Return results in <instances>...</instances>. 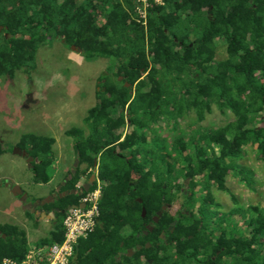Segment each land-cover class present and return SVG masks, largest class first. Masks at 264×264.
I'll use <instances>...</instances> for the list:
<instances>
[{
    "label": "trees",
    "instance_id": "16d2710c",
    "mask_svg": "<svg viewBox=\"0 0 264 264\" xmlns=\"http://www.w3.org/2000/svg\"><path fill=\"white\" fill-rule=\"evenodd\" d=\"M0 25L10 33L0 35V77L32 69L39 45L55 38L87 60H111L97 105L83 120L89 133L65 132L75 139L78 166L60 189L69 193L40 206L56 224L36 246L63 241V211L78 206L98 179L99 222L78 241L72 264H264V206L219 212L211 192H228L230 172L247 179L235 163L245 147L253 146L264 161V0H162L148 8L145 24L131 0H0ZM218 43L226 58L215 61ZM212 105L233 119L198 129V138L176 137L170 150L153 134L162 119L168 125L190 111L202 122ZM54 143L26 134L17 144L31 157L35 183L51 178ZM96 167L85 191L81 181L87 183ZM186 178V212L162 211ZM28 249L23 228L0 224V262L21 260Z\"/></svg>",
    "mask_w": 264,
    "mask_h": 264
},
{
    "label": "rangeland",
    "instance_id": "374dc122",
    "mask_svg": "<svg viewBox=\"0 0 264 264\" xmlns=\"http://www.w3.org/2000/svg\"><path fill=\"white\" fill-rule=\"evenodd\" d=\"M224 58L225 46L218 43L215 47L214 60L220 61ZM110 62L111 60L104 58L87 60L77 53L75 48H68L56 38L39 45L32 69L16 70L11 78L0 77V149H7L14 155V151L16 153L18 150L16 144L26 134L53 138L56 144L53 146L51 165L56 166L54 157L57 156V146L62 145V151L70 152L71 146L74 145L75 139L65 132L80 129L84 130L85 134L89 133L83 120L88 111L97 105L96 91L104 81L102 78L106 76L105 71ZM119 81H122V77ZM232 119L233 115L230 112L222 113L212 105L211 112L205 114L202 122H196L195 113L190 111L177 121L170 118L168 125L162 119L159 122L160 127L154 125L153 134L162 139L170 150V144L176 137L183 136L185 140H189L190 137L198 138L194 134L198 129L218 128ZM147 135V139L151 140L152 133L149 132ZM200 140L202 144H208L207 139ZM244 149L243 157L235 163L244 168L243 173L247 179L243 182L240 176L230 172L226 177L228 192L214 188L211 190L215 203L219 205L216 209L219 212H228L237 205L264 206V161L257 155L253 146ZM172 155L175 156V153L172 152ZM10 160L11 157L0 156V171L10 170ZM50 172L52 173V169ZM26 174L27 178H20L23 182L21 190L28 194V200L32 199L33 193L46 195L44 198H47L56 182L50 186H33L30 184L32 174L30 172ZM138 177L137 174H131L134 181ZM184 180H180V183ZM186 185H189V181ZM199 190L200 186H197L194 192L198 194ZM184 191L188 192L186 188ZM185 192L178 193L176 200L171 204L172 214L182 208ZM7 205V200L0 198V208L5 209ZM183 212L185 213L186 209L183 208ZM4 219L0 218V223L5 222Z\"/></svg>",
    "mask_w": 264,
    "mask_h": 264
},
{
    "label": "crops",
    "instance_id": "0c3cea01",
    "mask_svg": "<svg viewBox=\"0 0 264 264\" xmlns=\"http://www.w3.org/2000/svg\"><path fill=\"white\" fill-rule=\"evenodd\" d=\"M55 144H56V141L53 144V146ZM53 146H52V152H53ZM16 148H18L17 144H16ZM57 148H58L57 156L54 158H55V163L58 166L52 165V173H51V178L49 182L45 184L35 183L33 179H31L30 184H32L33 186L34 185L35 186H38V185L50 186L54 184V182H56V184L53 185L54 189L51 192H55L54 190L58 186L62 187V183L67 178L71 170L73 169V163L75 162V159L77 158L76 157L77 154L74 151L73 145L71 146L70 152L62 151V145H58ZM0 150L2 151L0 156L7 157V158L11 157V160L9 162L10 170L7 172L0 171V198L6 199L8 202V205L5 209L0 208V218L1 219L5 218L4 219L5 222L0 223V224L8 223V224L20 226L26 232L29 249L37 247L36 246L37 243L41 239L45 238L54 229V226L56 224L54 215L52 214V212H47L44 209L40 208V206H42V204H40L41 200L46 195H42V194L36 195L33 193L34 195L33 194L31 195L32 199L29 201L28 194H27L26 200L23 202L22 200L18 199L19 196H14L11 193V189L5 185L6 183H10L13 186L16 185L21 188V185L23 184L22 179L27 178L26 173L30 172L32 174L30 170L31 157H29L30 160H28L27 158L28 155L24 157L20 154H17V151L16 153H14V155H11L7 149H0ZM52 158H53V154L51 155V160ZM91 171H94V170H91ZM94 173H95V179H96L97 167ZM20 177H22V179ZM32 177H33V174H32ZM90 180L91 179L89 178L87 182L89 183ZM83 181L84 179L81 181V184L86 183ZM4 189H6L5 192H3ZM28 202L31 203V206H28L27 204ZM28 212H30L33 215L32 218L28 217V214H27Z\"/></svg>",
    "mask_w": 264,
    "mask_h": 264
},
{
    "label": "built area",
    "instance_id": "2783aa9c",
    "mask_svg": "<svg viewBox=\"0 0 264 264\" xmlns=\"http://www.w3.org/2000/svg\"><path fill=\"white\" fill-rule=\"evenodd\" d=\"M131 1L135 4V14L142 24L146 22L151 4H162V0ZM100 197L101 183L96 179L94 188L81 198L79 205L66 211L62 221L64 239L61 243L31 248L23 259L4 258L0 264H72L78 241L87 238L98 224Z\"/></svg>",
    "mask_w": 264,
    "mask_h": 264
},
{
    "label": "water",
    "instance_id": "95a60500",
    "mask_svg": "<svg viewBox=\"0 0 264 264\" xmlns=\"http://www.w3.org/2000/svg\"><path fill=\"white\" fill-rule=\"evenodd\" d=\"M71 48L74 49L73 46H72ZM118 79L120 80L121 77H119ZM126 85L128 86V84H126ZM262 113H263V115H264V109H263V112H262ZM14 153H15V151H14ZM17 154H20V155H22V156H24V157H26V155H27L24 151H22V150L19 149V148H18V150H17ZM77 157H78V156H77ZM27 158H28V160H30L29 157H27ZM95 161H97V160H95ZM77 166H78V158L75 159V162H74V165H73V169L71 170L70 174L67 176V178H66V179L64 180V182L62 183V186H64V185L66 184V182H67L68 180L71 179V177H72V175L74 174L75 169L77 168ZM90 179H91V180H90L89 183L87 182V183L84 184L85 191H88V190H89V187H90L91 184L94 182V180H95V173L92 174V175L90 176ZM186 181H187V180H186ZM5 185L11 189L12 194H13L14 196H19L20 200H22L23 202L26 200L27 194H24L19 186H16V185L13 186V185H11L10 183H6ZM60 187H61V186H58V187L55 189V192H53L51 195L47 196V198H43V199L41 200V203H40V204L43 205V204H45V203H46V204L52 203V202H54L55 199H57L58 197H59V198L64 197L65 195H67V194L69 193V192L65 191V192H61L60 194L57 195L56 192L59 191ZM76 192H77L76 189L72 191V193H76ZM138 201L141 202L140 199H139ZM27 204H28V206H31V203H27ZM80 206L82 207V205H80ZM74 207H75V206H70V207L66 208V210H64L63 212H66V211H68L70 208H74ZM165 209H166L165 206H163V207H162V211H164ZM144 215H145V211L142 210V216H144ZM160 215H161V212L158 213V216H160ZM98 222H99V221H98ZM174 225H175V223L172 222V223H171V226H174ZM99 226H100V227H103V225H102L101 223H99ZM148 246H149V245L147 244L146 247H148ZM140 249H141L140 246H137V247H136V251H138V250H140ZM133 254H134V250H133V249H129L128 252H127V255H128L129 257H131ZM74 259H76V255H75V258H74Z\"/></svg>",
    "mask_w": 264,
    "mask_h": 264
},
{
    "label": "flooded vegetation",
    "instance_id": "af4514ba",
    "mask_svg": "<svg viewBox=\"0 0 264 264\" xmlns=\"http://www.w3.org/2000/svg\"><path fill=\"white\" fill-rule=\"evenodd\" d=\"M8 1H11V0H8ZM0 35H1V37L3 38V39H8L9 37H10V33L7 31V28L6 27H4V26H2V25H0ZM5 77H7V76H5ZM95 171V170H94ZM187 180V181H186ZM189 181V183H190V178H186L184 181H183V185H184V187L181 189V191L182 192H185L184 191V188H186L188 191H189V185L187 186L186 184H187V182ZM55 191V190H54ZM53 192H51L49 195H51ZM57 193H60V190L59 191H57L56 192V194ZM163 206H165V210H170V206H171V204H169V203H167L166 205H163ZM162 206V207H163ZM182 211H183V208H180ZM159 213V212H158ZM157 213V214H158ZM168 254H177L176 252H174V251H170V252H168ZM218 254V253H217Z\"/></svg>",
    "mask_w": 264,
    "mask_h": 264
}]
</instances>
